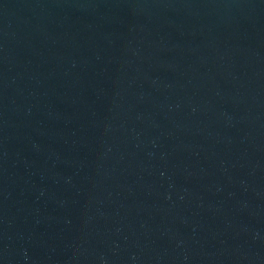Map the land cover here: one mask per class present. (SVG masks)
<instances>
[{"label": "water", "instance_id": "obj_1", "mask_svg": "<svg viewBox=\"0 0 264 264\" xmlns=\"http://www.w3.org/2000/svg\"><path fill=\"white\" fill-rule=\"evenodd\" d=\"M0 264H264V0H0Z\"/></svg>", "mask_w": 264, "mask_h": 264}]
</instances>
